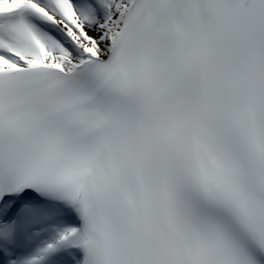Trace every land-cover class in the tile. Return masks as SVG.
<instances>
[{"label": "snow or ice", "instance_id": "6c2138e0", "mask_svg": "<svg viewBox=\"0 0 264 264\" xmlns=\"http://www.w3.org/2000/svg\"><path fill=\"white\" fill-rule=\"evenodd\" d=\"M0 264H264V0H0Z\"/></svg>", "mask_w": 264, "mask_h": 264}]
</instances>
